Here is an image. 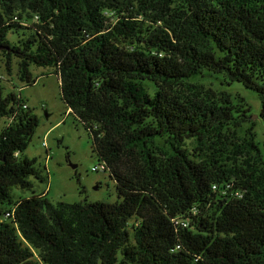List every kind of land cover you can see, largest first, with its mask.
I'll return each instance as SVG.
<instances>
[{
  "label": "trees",
  "instance_id": "16d2710c",
  "mask_svg": "<svg viewBox=\"0 0 264 264\" xmlns=\"http://www.w3.org/2000/svg\"><path fill=\"white\" fill-rule=\"evenodd\" d=\"M0 53L27 86L58 76L117 195L15 202L46 179L25 155L39 119L0 85V264H264L255 121L190 82H238L264 117V0H0Z\"/></svg>",
  "mask_w": 264,
  "mask_h": 264
},
{
  "label": "rangeland",
  "instance_id": "374dc122",
  "mask_svg": "<svg viewBox=\"0 0 264 264\" xmlns=\"http://www.w3.org/2000/svg\"><path fill=\"white\" fill-rule=\"evenodd\" d=\"M29 24V23H28ZM11 42L18 40L15 32L8 34ZM18 63L12 60L11 71L7 68V60L0 53V85L4 93L14 91L21 93L31 110L39 119V127L32 143L25 151L30 159H37L36 167L41 169L45 181L36 177L29 180L33 189H12L15 202L43 194L52 203H79L88 201H117L115 184L109 174L104 171L94 172L100 162L93 151V143L86 128L75 121L73 114L62 101L60 79L51 69L32 67L33 77L37 80L33 85H25L18 78ZM193 84L204 86L230 96L235 105L248 109V116L256 124V140L264 147V117H262V100L256 91L246 89L238 82L230 83L223 75H209L190 80ZM10 122L7 117L0 118V131ZM46 143V144H45ZM193 149V143L188 142ZM72 165H76L75 168Z\"/></svg>",
  "mask_w": 264,
  "mask_h": 264
},
{
  "label": "built area",
  "instance_id": "2783aa9c",
  "mask_svg": "<svg viewBox=\"0 0 264 264\" xmlns=\"http://www.w3.org/2000/svg\"><path fill=\"white\" fill-rule=\"evenodd\" d=\"M72 110L69 109L68 110V114H71ZM46 144V143H45ZM94 172H99V171H105L106 170V164L105 163H102V164H99L98 167H93L92 169ZM9 215V214H8ZM183 225L187 226V223H183Z\"/></svg>",
  "mask_w": 264,
  "mask_h": 264
},
{
  "label": "water",
  "instance_id": "95a60500",
  "mask_svg": "<svg viewBox=\"0 0 264 264\" xmlns=\"http://www.w3.org/2000/svg\"><path fill=\"white\" fill-rule=\"evenodd\" d=\"M72 167H73V168H75V167H76V165H72Z\"/></svg>",
  "mask_w": 264,
  "mask_h": 264
}]
</instances>
